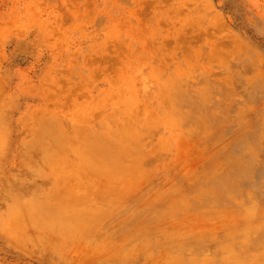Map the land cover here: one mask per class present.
<instances>
[{
	"label": "rangeland",
	"instance_id": "rangeland-1",
	"mask_svg": "<svg viewBox=\"0 0 264 264\" xmlns=\"http://www.w3.org/2000/svg\"><path fill=\"white\" fill-rule=\"evenodd\" d=\"M238 60L253 109L197 123ZM263 119L264 0H0V264H264L260 135L211 187Z\"/></svg>",
	"mask_w": 264,
	"mask_h": 264
},
{
	"label": "bare ground",
	"instance_id": "bare-ground-1",
	"mask_svg": "<svg viewBox=\"0 0 264 264\" xmlns=\"http://www.w3.org/2000/svg\"><path fill=\"white\" fill-rule=\"evenodd\" d=\"M197 55H199V54H197ZM226 69H227L226 70V74L228 75L227 81H225V84H222L223 86H220V87L217 86L218 88L216 87L217 88V91L216 92H219L220 94H223V95H220V97H217L216 98L217 95L215 97L212 96L213 90L207 89V93L205 94V97H204L205 100H203V99H201V100L195 99V105H197V107L195 109V111H196L195 112V117H196L195 118V121L197 123H200L201 122V116L202 115L200 116L198 114V111L199 110H202L204 108L203 107V104H206V103L208 104V105L206 104V106H205L206 107V110H208L207 113H209V111H210L209 110V107L211 109L214 108L213 109L212 118H213V120L215 122H220V124H221V122L228 121L230 115L233 112H235V115H238V113L242 109H245L246 112L249 109H253L252 107H253L254 103L258 100V95H259V92H260L259 91L260 88L258 87V84H256L257 79L255 78V81H253L254 77L253 76H251V77L248 76L251 73V71H252V66H251V63L249 62V60H247V61H244V60L240 61V60H238V61H236V63L232 62L230 64V66L227 67ZM190 73H191V70H190ZM190 73H188V74H190ZM212 73H214V72H212ZM180 77H182V76H180ZM188 77H190V76H188ZM220 77L223 78V76H220ZM197 78H198V76H197ZM191 79L193 80V78H191ZM193 82L194 81H192V83ZM170 83H173L172 80H171ZM174 83H176V82L174 81ZM210 84H211V82H210ZM192 85H194V84H192ZM212 86H214V85H212ZM168 89H169V87H168ZM168 89H165L167 91L164 90V93L165 92H168ZM176 91L179 92L178 89ZM167 95H168L169 98H171L173 96L172 94H171V96H170V94H167ZM165 97H166V95H164V98ZM169 98L167 100H169ZM162 99H163V97H162ZM185 101L187 103L192 104V105L194 104V102H193L194 101V98L191 97V96L185 97ZM167 102H170V101H167ZM169 105H170V103H169ZM170 107H171V105H170ZM170 114H172V113H170ZM178 119H180V118H178ZM178 122H180V121L177 120V123ZM230 123H232V122H230ZM262 124H264V123H262ZM173 130H174V132H177L175 129H173ZM256 135L257 136L260 135V137L262 139V143L264 144V125H263V128H260V129L258 128V129H255V130L254 129H251L249 132H247L246 133V138L244 140L245 143H243L244 145L241 144V143H240L241 145L237 144L236 149H235L236 152H233V154H231L229 156V160H228V162L225 165L223 164L224 165L223 168L220 167L221 168L220 169V172L217 173V179H216V181H214V184L215 183L216 184H215V186H214V184H212V186H211L212 188L214 187V189L217 191L215 193L220 194L221 191H223V189H225V192H227V193H233L234 196H235V195H237L238 190H240V188L241 189L244 188L245 185L246 186L249 185L250 187H253V185H254V183L256 181V178H257V176H258V174H259L260 171L256 172L255 174L252 173L250 171V168L252 167L253 162L252 161H249L248 159H246V157L248 155H252L253 152H254L253 151L252 144H251V141L255 137H257ZM180 139H182V138H180ZM263 153H264V151H263ZM263 170H264V159H263V163H262L261 172H263ZM210 192H211V189H207L206 190V192H205L206 193V197H209V193ZM234 199H235V197H234ZM231 256L232 257L234 256V258L236 257V255H231ZM231 256H229V257H231Z\"/></svg>",
	"mask_w": 264,
	"mask_h": 264
}]
</instances>
